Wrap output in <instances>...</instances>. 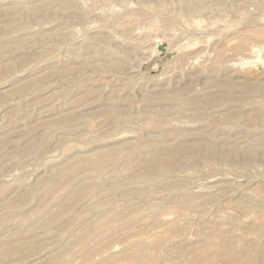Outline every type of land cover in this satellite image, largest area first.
<instances>
[{
    "label": "rangeland",
    "instance_id": "obj_1",
    "mask_svg": "<svg viewBox=\"0 0 264 264\" xmlns=\"http://www.w3.org/2000/svg\"><path fill=\"white\" fill-rule=\"evenodd\" d=\"M0 264H264V0H0Z\"/></svg>",
    "mask_w": 264,
    "mask_h": 264
}]
</instances>
